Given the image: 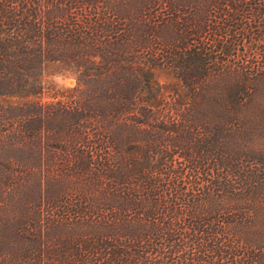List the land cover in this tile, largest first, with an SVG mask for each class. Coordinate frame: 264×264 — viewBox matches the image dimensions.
Listing matches in <instances>:
<instances>
[{"label":"trees","instance_id":"16d2710c","mask_svg":"<svg viewBox=\"0 0 264 264\" xmlns=\"http://www.w3.org/2000/svg\"><path fill=\"white\" fill-rule=\"evenodd\" d=\"M0 264H264V0H0Z\"/></svg>","mask_w":264,"mask_h":264},{"label":"rangeland","instance_id":"374dc122","mask_svg":"<svg viewBox=\"0 0 264 264\" xmlns=\"http://www.w3.org/2000/svg\"><path fill=\"white\" fill-rule=\"evenodd\" d=\"M58 66H50L46 69L49 74L46 77V83L51 82L56 85V87H68L74 84V80L68 76L61 74V71H58Z\"/></svg>","mask_w":264,"mask_h":264}]
</instances>
